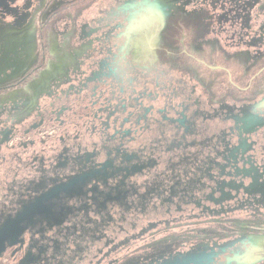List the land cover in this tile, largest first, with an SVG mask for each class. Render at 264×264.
<instances>
[{
	"label": "flooded vegetation",
	"instance_id": "flooded-vegetation-1",
	"mask_svg": "<svg viewBox=\"0 0 264 264\" xmlns=\"http://www.w3.org/2000/svg\"><path fill=\"white\" fill-rule=\"evenodd\" d=\"M84 1L0 0V97L15 90L6 82L26 84L36 75V68L23 77L2 66L3 33L28 40L20 41V51L33 50L28 69L35 60L47 65L52 30L63 36L73 29L72 47L110 49L112 37L121 38L117 30L123 34L136 21L134 0H124L91 22L71 20L67 29L66 17H79ZM180 13L158 17L166 24L153 55L172 70L181 66L178 45L165 47V38L175 19L182 23ZM185 16L189 28L206 30L214 17L208 9ZM101 32L109 41L99 42ZM128 61L84 58L78 70L72 63L78 74L58 77L59 87L9 124L11 137L0 131V264H226L225 240L233 238L226 235L236 237L238 229L223 226L213 247L187 233L139 239V229L189 224L191 216L218 209L245 208L254 216L264 210V116L228 126L222 111L179 102L178 85H161V75L142 74Z\"/></svg>",
	"mask_w": 264,
	"mask_h": 264
},
{
	"label": "rangeland",
	"instance_id": "rangeland-1",
	"mask_svg": "<svg viewBox=\"0 0 264 264\" xmlns=\"http://www.w3.org/2000/svg\"><path fill=\"white\" fill-rule=\"evenodd\" d=\"M134 2L136 21L129 25L127 30L121 29L123 34H120L119 29L117 30L121 38L114 39L115 37L111 35L112 40H116L117 44L110 49H89L90 46L86 42L81 47L71 46L69 37L73 35V29L69 28L74 25L73 22L78 21L79 25L82 22H91L93 16L95 17L99 11V14H103L109 9H118V6L124 4V0L84 1L83 12L79 17L72 19L75 15L73 11L66 17L67 29L70 33H64L62 36L61 33L58 34L52 30L48 34V47L45 50L49 53V57L45 67L39 66L38 61L35 60V64L31 63L27 69L26 61L33 55V50L20 51V41L28 40L23 39L22 35L2 34L4 44L2 66L13 68V75L23 72V77L36 68L34 70L36 75L32 81L23 84L19 82L21 80L15 79L5 84V87L9 89L12 87L15 90L0 97L3 122L0 131L3 132L4 137L10 136L13 129L9 124L27 115L29 106L34 105L45 91L59 87L58 77L64 73L78 74L77 71L72 72L70 65L77 64L76 70H78L81 65L80 60L84 58L126 57L127 60L131 59L132 62H128L133 66L139 65L134 67L142 71V74L147 72L152 76L161 75V85L172 82L178 85L181 90L178 94L179 102L187 104V101L195 100L211 108L212 114H217V110L222 111L223 119L227 121L228 126L236 122L242 128L246 125L249 115L264 116V67L261 66L264 63V0H134ZM71 9L74 10V8ZM171 9L181 11L180 18L185 22L190 21L185 16L189 12L208 9L214 16L208 30L201 27L189 28L185 26V22H182L184 26L178 27L177 53L179 54L176 59L181 66L175 70L161 65L153 55L157 44L161 41V30L166 24V19L164 23H160L158 17ZM156 19L158 22H155ZM103 20L107 25L108 21ZM125 25L126 23L117 24V26ZM96 35L100 38L99 42L109 41L108 35L103 32ZM94 36L92 35L95 40ZM38 51L43 50H34L37 57ZM22 53L25 54V58L21 57ZM139 58L149 60L140 61ZM18 59L19 63H17ZM87 67L85 65L81 70L86 71ZM16 83L23 86L17 87ZM201 213L191 216L187 221L189 224L143 225L139 233L138 231L136 233L140 235L138 238L151 234L170 236L187 233L191 234L193 241L203 239L207 247L221 243L223 236L216 234L222 233L223 226H227V229H238V234L243 232V235L246 232L264 233V210H260L258 215L255 214L257 216L252 214V210L245 208L228 213L219 209L209 211L207 214ZM232 219H240V221L233 224L235 221L229 222ZM243 223L246 225L242 229L244 231L241 230ZM201 235L205 236L201 238ZM226 236L235 235L228 233ZM130 240H127V246L131 243ZM139 244H132V246L137 247Z\"/></svg>",
	"mask_w": 264,
	"mask_h": 264
},
{
	"label": "crops",
	"instance_id": "crops-1",
	"mask_svg": "<svg viewBox=\"0 0 264 264\" xmlns=\"http://www.w3.org/2000/svg\"><path fill=\"white\" fill-rule=\"evenodd\" d=\"M244 226L246 225L243 223L241 230ZM242 233L225 240L224 253L232 259L230 264H264V233L246 232L244 235Z\"/></svg>",
	"mask_w": 264,
	"mask_h": 264
},
{
	"label": "trees",
	"instance_id": "trees-1",
	"mask_svg": "<svg viewBox=\"0 0 264 264\" xmlns=\"http://www.w3.org/2000/svg\"><path fill=\"white\" fill-rule=\"evenodd\" d=\"M188 18V17H187ZM180 19V18H179ZM182 19V18H181ZM178 21V20H177ZM182 22H185V20H181ZM197 22V21H196ZM172 25V27H170V28H168V31H167V33H166V38H165V40H166V42H167V44L165 45V47H169V48H173V50H176V48H174L172 45V47L171 46H169L168 44H173V45H175V44H177V45H179V37H178V27L180 26V25H182V26H184L182 23H180V25H178L177 23H176V19H175V21L173 22V24H171ZM191 24L190 23H188V22H185V26H190ZM176 47V46H175ZM164 55H166V51H164V53H163Z\"/></svg>",
	"mask_w": 264,
	"mask_h": 264
},
{
	"label": "water",
	"instance_id": "water-1",
	"mask_svg": "<svg viewBox=\"0 0 264 264\" xmlns=\"http://www.w3.org/2000/svg\"><path fill=\"white\" fill-rule=\"evenodd\" d=\"M243 257H245V256H243ZM226 258H227V263L230 264V261H231L232 259L228 258L227 255H226ZM256 264H257V263H256Z\"/></svg>",
	"mask_w": 264,
	"mask_h": 264
}]
</instances>
